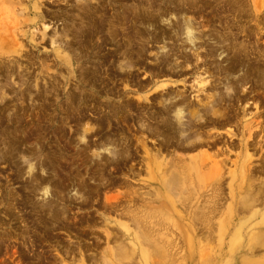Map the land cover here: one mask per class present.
<instances>
[{
	"label": "bare ground",
	"instance_id": "1",
	"mask_svg": "<svg viewBox=\"0 0 264 264\" xmlns=\"http://www.w3.org/2000/svg\"><path fill=\"white\" fill-rule=\"evenodd\" d=\"M81 1L82 4H86V0ZM119 1L122 6L120 13L117 12L116 15L108 14L106 2L99 3L92 9H90L92 3H89L87 6L89 8L84 7L79 14L82 26L76 27L71 21L65 24L61 32V35L64 34L62 36L72 37L75 41L67 40L65 44L69 51V58L65 60L67 63L81 62L84 56L97 49L96 61H93L90 67H84L80 81L87 86L96 87L94 83V78L97 76L96 67H107L105 70L107 75L105 82H107L102 92L109 97L118 96L120 91L108 87L109 81H113L112 70L115 65L111 67L109 62L112 58L119 56L120 71L126 69V59L128 64L134 61L140 62L138 58L146 51V48L143 46L135 50L134 42L137 39L167 43L162 46V49L166 51H163L161 55L157 54L158 66L171 65L172 77L183 71L179 64L173 63L171 49L167 51V40L172 36L166 28H161L160 24V20H164L166 16L177 17V21L170 24L173 33H176L178 40H181L184 35L182 42L189 43L191 49L198 52L200 46L196 41L204 40L206 56L198 54L197 61L202 58L207 62L209 56H214L216 49L212 47L211 40L234 43L239 38L238 34H244V40L228 48L233 51H230L233 54L230 56V62H219V64L216 62L211 72V74L224 75V78L218 79L219 83H224V88L219 85H211L210 89L198 87L196 96L200 97V93L207 95L196 102L190 101L184 95L185 92L173 90L164 83L160 85L162 89L159 92L146 98L151 102L139 103L138 107L135 106L140 111L136 119L142 122L139 129L147 134V138L137 137L135 144L133 139L126 136L125 144L121 145L119 139L116 141L114 138L106 137L107 142L96 144L98 146L90 158L86 161L84 158L80 160L85 168L83 172L88 174V180L83 178L84 173L80 165L75 167L74 162L68 165L71 170L66 171V180L69 182L55 180L58 165L56 161H59L56 154L48 156L51 160L50 168L53 170L49 176H39L34 172L35 166L29 164L27 172L35 183L32 184L31 181L27 185V188L30 185V192L22 199V202L25 208H30L28 217L33 219V225L30 226L32 232L25 230L20 235L27 234L33 245L43 241L54 242L55 246H58L66 255H74L73 260H79L85 264L80 244L62 245L58 230H65L71 237L81 239L83 236L81 227L91 226L94 223V217L86 216L78 221L73 220L71 216L73 204H78L80 207L93 204L94 198L101 191V186L119 185L111 176L115 172L124 173L126 169V180L120 184L126 186V193L132 201L129 200L125 204V201H114L105 196L101 206L104 208L103 214L106 221L109 220L107 212L115 213L131 221L136 231L130 229V224L121 223L124 231L121 232L119 243L107 247L101 261L97 264H115L116 262L126 264L124 262L126 258L132 259L130 264H175L178 261L177 249H183L184 246L187 250L184 257L186 264H223L225 262V264H238L233 263V261L237 262L238 254L241 255L239 264H264V257L260 259L252 257L255 247L264 246V208L257 209L259 203L264 205V200L261 201L260 198L253 196L251 192L253 184L250 181L264 171V100L262 99L264 98V46H258L259 41L264 38L262 34L264 12L259 14L264 8V0L260 3L252 0L255 15L254 19H249L248 22L254 21L256 29L243 21L242 13L245 7L240 4V0H234L233 3L230 0L229 7L226 6L223 12H233L237 22L222 16L218 19L219 29L218 24H215L216 20H211L212 28L208 34L200 32V26L188 16L185 8L173 3L171 6H162L163 3H159L158 0H134L131 4L123 0ZM190 1L192 4L189 8L194 10L197 5L195 3L198 2ZM214 1L219 2V0ZM237 11L239 14H236ZM250 14L252 15V12ZM149 28H153L154 31H150ZM254 35H260V38H256L253 42ZM205 36L208 38L207 41ZM96 37L97 42H95ZM78 39L80 42H77ZM99 40L102 42L99 43ZM104 44L113 46L115 51L101 54ZM16 49L12 45L5 46L0 40L1 51L14 52ZM84 51L85 54H83ZM182 54L186 62H192L188 52ZM164 69H160L157 76L169 75L164 72L166 71ZM207 82L208 80L199 75L200 85H205ZM86 89L70 91L68 94L70 104L81 105L88 100L90 96L84 93ZM253 93L256 96H252L254 101L251 102L249 94ZM254 104L256 110L252 112L251 108ZM95 106L100 105L95 104ZM150 106H153L154 111L148 110ZM122 107L125 109L123 115H120L121 107L118 106L110 107L106 118L97 117L98 131L102 129L106 121L109 124L114 119L127 122L126 114L134 110L133 103L127 101ZM221 128H228V131L226 133L217 131ZM3 134L6 133L3 131ZM148 137H153L157 141L152 148L146 140ZM6 138L4 142L8 146V153L13 154L16 151H18L16 153H26L20 149V145L24 143H21L23 140L9 136ZM117 142V147H110ZM236 147H239L242 152L237 156L243 157L242 166L237 173L233 174L234 183L230 184L231 193L235 199L229 206L228 212L223 213L225 195L222 171L225 164L229 163L223 157L228 149L233 150ZM258 152H261V163L259 166L252 167L253 157ZM140 153L143 154L140 155ZM234 163L237 164V161ZM140 166H142L141 169ZM112 168L114 173L111 171ZM142 168L146 170L148 177L139 179L143 182L140 188H150L145 192L149 197L140 192L139 187H136V183L132 181L142 176ZM73 172H75L74 176ZM73 178H79V182ZM92 180L95 182L93 183ZM70 187L71 190H75V195L71 197L69 196ZM40 190H43L44 198L36 200L31 193ZM146 201L147 204H142ZM23 221H28V218L25 217ZM2 225L3 222L0 220V226ZM215 232L218 233V237L214 241ZM107 234L109 238L110 233ZM170 235H172L171 239ZM200 235L201 239L198 238ZM10 239H12L10 234L7 237L2 236L0 243ZM160 244L165 245V249L161 248ZM225 247L228 251L222 254ZM240 248L242 250L247 248L246 254L237 253L236 250ZM20 255L24 259L27 257L30 263H36L35 260L37 262L44 260L46 263H52L51 260L57 262L55 256L43 257L41 254H35L28 257L24 252ZM78 256H80L79 259ZM92 257L96 258V255H90L89 259L92 260ZM63 261L64 259L61 263Z\"/></svg>",
	"mask_w": 264,
	"mask_h": 264
},
{
	"label": "rangeland",
	"instance_id": "2",
	"mask_svg": "<svg viewBox=\"0 0 264 264\" xmlns=\"http://www.w3.org/2000/svg\"><path fill=\"white\" fill-rule=\"evenodd\" d=\"M123 1L129 2V4L134 2V0ZM158 1L159 3H163L162 6H171L173 3L185 8L188 16L200 26V32L207 34L212 28L211 20H216L215 24H218L217 27L219 29L218 19L222 16H225V19L237 22V19H234L235 15L233 12H223L226 6L227 8L229 7L228 2L230 0H219V2H215L214 0H197L196 2L198 3H195L197 5L194 10L189 8L192 4L190 0ZM233 1L231 0V3ZM103 2H106L105 7L108 9L109 15H116L117 12L120 13L122 5L119 0H86V4H82L81 0H0V40L4 42L5 46L12 45L17 48L14 52L0 50V220L3 222V225L0 226V237L12 235V239L0 243V264H82L79 260H73L74 255H66L58 246H55L54 242L43 241L42 243L33 245L27 234L20 235L25 230L32 232L30 226L33 225V219L28 217L30 208H25L26 206L22 202V199L30 192V185L27 188V185L32 181L31 175L27 172L29 164L35 166L34 172L39 176H49L53 170L50 168L51 160L48 156L56 154L59 157V161H56L58 164L56 168L57 175L54 176V179L67 183L69 181L66 180V171L71 170L68 167L70 162H74L75 167L80 165V169L84 173L85 168L81 164V158H84L85 161L86 159L88 160L98 146L96 144L107 142L105 141L106 137L114 138L116 141L119 139V144L121 145L125 144L126 136L133 139L135 144L137 143V137L142 138L144 136L147 138V134H144L139 129L142 122H138L137 120V114L140 112L137 110L138 104L151 102V100H147L146 98L151 97L153 93L159 92L162 89L160 85L164 83L168 84V87H171L173 90L185 92L184 95L190 101L196 102L207 95L200 93V97L196 96L198 94L196 88L205 87L210 89L211 85H219L224 88V83L222 84L218 81L219 78H224V75L211 74V72L215 68L216 62L218 64L219 62H230V56L233 54L230 53L231 50L228 48L244 40V34H238L239 38L234 43L211 40L210 43L216 49V53L214 56H209L207 62L202 60V58L197 61L198 54L203 57L206 56V44L203 42L204 40L196 41L197 45L200 46L198 52L191 49L189 43L182 42L184 35L181 40H178L176 33H173V28L170 24L177 21V17L166 16L164 20H160V24L161 28H166V31L172 36V38H168L167 40V51L171 49L173 63L179 64L180 69L183 71L177 72L179 75L172 77L170 75L172 72L171 65L166 67H163V65L161 67L158 66L157 54L161 55L163 51H166L162 49V46L167 43H155L150 40L137 39L134 42V49L139 50L143 46L146 48V51L138 58L140 62L134 61V63L128 64V59H126V69L123 71H120L118 67L119 56L112 58L109 62L111 67L115 65L112 70L113 81H109L108 87L120 90L118 96L111 95L109 97L102 92V89L106 87L107 81L105 82V78L107 75L105 70L107 67H96L97 76L94 78L96 87L87 86V84L85 85L80 81L84 67H90L92 62L96 61L97 56L95 51L97 49L93 53H88L84 56L81 62L69 61L67 63L65 60L69 58V51L65 47V44L67 40L75 41L72 37L62 36L64 34L61 35L66 23L69 24V22L73 21L76 27L81 25L82 20L79 14L83 11L84 7L89 8L87 7L89 3H92V7L90 8L92 9L93 6H98L99 3ZM257 2L260 3L261 0H257ZM240 4H243L245 7V11L242 13L244 16L243 21L248 23V26L249 24L253 27L256 26L254 21L248 22L249 19H254L255 15L252 0H240ZM81 5L83 7H80ZM250 12H252V15ZM263 12L264 8L259 14L261 15ZM236 14H239V11ZM149 30L154 31L153 28H149ZM262 34L264 35V31ZM206 36L205 40L207 41L208 38ZM102 37L104 38L105 34ZM252 37V41L254 42L256 38H260V35ZM97 40L98 38L96 37L95 42ZM78 41L80 42V39ZM101 42L99 40V43ZM246 43L249 42L246 41ZM259 45L260 47L264 46V38L259 41ZM109 51L114 52L115 48L109 44H104L101 54L108 53ZM184 52H188L191 55L192 62L185 61L182 54ZM85 53L84 51L83 54ZM162 68H165L164 70L166 71L164 72L169 75L157 76ZM199 75L208 80L205 85L199 84ZM80 88H87L84 93L89 94L90 98L81 105H71L70 100H68L69 92L73 90L75 92ZM2 95L3 98H1ZM249 95L251 102L254 101L252 96H256V94ZM262 99L264 100V98ZM127 101H131L134 107V110L126 114L128 121L124 122L114 119L111 124L106 121L102 129L98 131L97 117L106 118L109 115L110 107L118 106L121 107L120 115H123L125 109L122 106ZM204 101H206L205 98ZM95 104L100 106L96 107ZM254 106L255 104L251 108L252 112L256 110ZM148 110L154 111L153 106L148 107ZM227 129L221 128L217 131L226 133ZM3 131L6 134L2 135ZM6 136L23 140L21 143H24L20 145V149L26 153H16L18 151L13 152V154L8 153V146L4 142ZM83 136L85 138H82ZM146 140H148V145L151 148L153 144L157 143L153 137H148ZM86 144L88 147H86ZM117 144L118 142L111 144L110 147H117ZM241 153V149L236 147L233 150L228 149V152L223 157L229 162L225 164L222 171L225 195L223 213L228 212L229 206L235 199L231 193L230 184L234 183L233 174L241 169L243 157H237ZM234 161H237V164ZM260 163L261 152H258L254 155L251 166H259ZM142 169V176L132 181L136 183V187H139L140 192L149 197L145 192L149 191L150 188H140L143 182L139 179H146L148 177L145 172L146 170ZM111 171L114 173L113 168ZM263 172L258 173L257 176H254L250 180L253 184L251 189L253 196L260 198L261 201L264 200ZM111 177L117 180L119 185H102L99 195L93 200V204L88 207H80L78 204H73L71 213L73 220L78 221V219L86 218V216L94 217V223L91 226L84 225L81 227L82 238L76 239L71 237L65 230H58L62 245L80 244L81 255L84 256L85 264H97L101 261L102 254L107 247H112L119 243L121 232L124 231L121 223L130 224V229L136 231L132 222L126 217L109 212H107V217H109L110 221H106L104 217V208L101 206V202H103L105 196L110 197L114 201H125V204L129 200L130 202L132 201L126 193V186L120 184V182L126 180V169L124 173L115 172ZM83 178L88 180V174L84 173ZM73 180L79 182V178H73ZM92 182L94 183L95 181L92 180ZM31 183L35 182L32 181ZM31 194H34L36 200H43L44 198L43 190ZM82 194H85L84 191H82ZM73 195H75V190H71L70 187L69 196ZM79 199L82 200L80 197ZM198 203L203 205L200 202ZM142 204H147V201ZM263 208V203H259L257 209L261 210ZM25 217L28 218V221L24 222ZM107 233H110L109 238ZM201 237V235L198 236L199 239ZM217 237L218 233L215 232L214 241ZM171 238L172 235H170ZM160 247L165 249L166 246L160 244ZM246 249L242 250L240 248L236 252L246 254ZM177 251L179 252L176 254L178 261L175 264H186L187 262L184 260L187 253L185 246L183 249H177ZM227 251L228 248L225 247L222 254ZM23 252L28 257L35 254H41L43 257L46 255L48 257L55 256L57 262L51 260L52 263H46L44 260L41 262L35 260L36 263H30L27 257L24 259L20 255ZM90 255H96V258L92 257V260H90ZM80 256L77 258L79 259ZM240 256L238 254L237 262L233 261V263L239 264ZM252 257L258 259L264 257V246L255 247ZM63 259L64 261L61 263ZM124 262L130 264L132 259L126 258ZM115 264L121 263L116 262Z\"/></svg>",
	"mask_w": 264,
	"mask_h": 264
}]
</instances>
